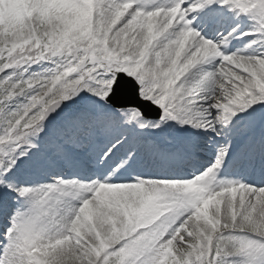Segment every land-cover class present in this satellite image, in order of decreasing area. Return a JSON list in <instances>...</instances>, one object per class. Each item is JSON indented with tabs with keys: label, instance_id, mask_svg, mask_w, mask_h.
Here are the masks:
<instances>
[{
	"label": "snow or ice",
	"instance_id": "6c2138e0",
	"mask_svg": "<svg viewBox=\"0 0 264 264\" xmlns=\"http://www.w3.org/2000/svg\"><path fill=\"white\" fill-rule=\"evenodd\" d=\"M0 264H264V0H0Z\"/></svg>",
	"mask_w": 264,
	"mask_h": 264
}]
</instances>
